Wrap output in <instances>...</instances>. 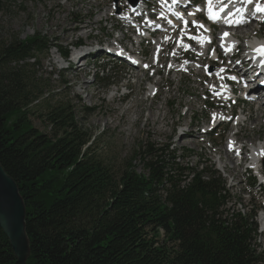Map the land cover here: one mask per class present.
<instances>
[{"label":"trees","instance_id":"16d2710c","mask_svg":"<svg viewBox=\"0 0 264 264\" xmlns=\"http://www.w3.org/2000/svg\"><path fill=\"white\" fill-rule=\"evenodd\" d=\"M52 47L69 54L39 33L0 37V163L25 204V264H264L255 214L222 212L229 197L215 171L182 167L169 146L147 144L142 172L129 164L115 177L70 102L46 100L53 89L40 102L50 133L33 126L46 83L28 67ZM0 264H20L1 229Z\"/></svg>","mask_w":264,"mask_h":264},{"label":"rangeland","instance_id":"374dc122","mask_svg":"<svg viewBox=\"0 0 264 264\" xmlns=\"http://www.w3.org/2000/svg\"><path fill=\"white\" fill-rule=\"evenodd\" d=\"M114 4L117 6L119 2L0 0V37L8 38L18 34L20 38H25L39 33L53 44L62 47L70 46L79 39L86 43L107 41L105 37L111 35V27L116 25L114 19L108 20L115 7ZM249 33H256L257 37L264 38V25L260 32L257 33V29L252 28ZM117 35L119 34L112 33L113 38ZM246 35L241 37L246 39ZM73 53L70 47V57ZM167 61L166 58L163 59L164 67ZM66 62L68 61L59 55L57 47H52L46 54L39 56L36 65L28 67L35 79L46 83L42 99H39V103L31 104L30 120L35 128L42 133H50L49 123L44 116L46 103L40 102L44 101L43 98L48 93L47 89H53L58 95H48L46 100L50 104H54L59 99L70 102L80 128L93 140L90 151L111 170L115 177L120 176L129 164L134 165L136 171L142 172V161L138 154L147 144L152 145L154 149H165L169 146L175 151L173 152L175 155L180 156L182 167L195 171H215L229 197L222 212L234 210L248 214L252 211L256 214L255 221L259 230L253 244L258 251L264 250L262 227L264 211H261L264 195L255 194L258 190L256 187L250 188L244 166L238 167V172H229L222 170L217 162L219 153L217 154L216 150H223L232 130L229 126L222 125L215 135L207 136L200 131L204 120L211 117L207 112L209 105H216L209 99L207 101L209 104L204 103L208 95L204 92L200 81L206 74L205 68L194 69L181 75L173 72L166 74L164 70L161 76L150 78L148 73H140L139 70L126 68L105 58L104 60L88 58L80 61L78 66L64 68L68 66ZM195 63H203L208 69L212 67L213 70L217 67L209 60L203 61L198 58L195 59ZM100 71H103L99 73V78L102 79L96 83L93 76ZM148 80L157 82L155 85L157 93L154 97L145 99L150 94L151 88ZM62 81L66 82V88L59 87ZM105 81L109 82V86L101 85ZM118 82L121 89L115 94L114 90ZM125 84L128 85L127 88L124 87ZM126 91L129 93L127 96ZM258 107L260 105L250 107L238 103L234 113L238 114L241 109H245L246 115L251 118L248 121H252L256 115L254 111ZM258 111L262 117L253 125L254 128L246 126L240 129L241 142L248 140L255 143L259 140L264 143V105ZM189 124L196 126L192 130L193 137L189 134L178 136L177 131L173 133L176 125L184 127ZM210 144H214L215 147L208 148ZM135 153L136 158H134ZM245 153L248 154L249 159V153L247 151ZM247 165L249 160L245 167ZM228 168H231L230 164ZM190 174L191 172H188V176Z\"/></svg>","mask_w":264,"mask_h":264},{"label":"snow or ice","instance_id":"6c2138e0","mask_svg":"<svg viewBox=\"0 0 264 264\" xmlns=\"http://www.w3.org/2000/svg\"><path fill=\"white\" fill-rule=\"evenodd\" d=\"M177 0H173V3H176ZM217 4L221 5L219 7L218 10H214L213 8V0H208V11H207V19L212 21V22H219L222 20V22L225 25H229V26H236V25H240L246 22L245 17L243 15V9L241 8H237L234 11H228L226 13V15L221 16V13L225 12V9H227L229 7V4L233 3L234 0H227V2H225V0H216ZM248 3H252V0H247ZM200 9L197 8L194 12H189L188 15L189 16H194L196 14V12H199ZM264 12V4L260 3V0H256L255 3V10L252 13L253 16H255L256 13H261ZM174 15L177 17V19L181 22V24L183 25L182 27L179 28V31L181 33H183L184 35H187L189 37V39H195L197 40L198 43L200 44H204L205 42L207 43H211V38L204 35L203 33L208 32L209 29L205 27L204 24L200 23L199 21L196 20H192L191 22H189L187 19H185V17L181 14L180 11H176L174 12ZM160 16L163 18L164 17V13L161 12ZM151 23V21H150ZM167 23L169 25H172L173 28H176V25L173 24L172 20H167ZM191 23V25L193 27L196 28L197 32L200 33L199 35H193L191 33H189L187 31L189 24ZM157 27H159V25H157ZM200 30H203V32H201ZM231 34L228 32H224L221 34L220 36V47L225 51V52H229L232 51L234 48H236V45L234 42H228L226 43V39L230 36ZM165 40L169 39V37H165ZM177 44L178 46H182L185 50H187L190 45L186 44L183 42L182 38L181 39H177ZM160 50V46H157V51ZM253 51L257 52L259 55H261L262 57H264V44L259 45L258 47L254 48ZM212 53H215V49L212 50ZM122 54V53H121ZM173 55L176 54L175 50H173L172 52ZM199 54V53H198ZM136 61H134L135 63ZM185 63H187V61H185ZM237 64L240 63V61H236ZM260 65L264 66V58H262L259 61ZM144 67H148V65H144ZM205 71L207 72V65L204 66ZM225 69L223 67H221L216 75L219 79L223 80V76L220 75V73H224ZM228 79L233 80V81H238V79L242 80V77H237V76H229ZM262 83H264V81H262ZM215 87L214 85L210 86V90ZM227 88V85H221L220 87V91H225ZM217 95H219V92L216 93ZM213 119L215 120V114L213 115ZM230 119V118H229ZM233 143L232 141H229V150H232L233 148ZM238 154V153H237ZM262 155H264V153H262Z\"/></svg>","mask_w":264,"mask_h":264},{"label":"water","instance_id":"95a60500","mask_svg":"<svg viewBox=\"0 0 264 264\" xmlns=\"http://www.w3.org/2000/svg\"><path fill=\"white\" fill-rule=\"evenodd\" d=\"M135 5L137 0H129ZM0 229L8 239L12 252L20 264H25L29 255V240L26 233V209L19 188L0 163Z\"/></svg>","mask_w":264,"mask_h":264},{"label":"bare ground","instance_id":"6f19581e","mask_svg":"<svg viewBox=\"0 0 264 264\" xmlns=\"http://www.w3.org/2000/svg\"><path fill=\"white\" fill-rule=\"evenodd\" d=\"M239 31L241 34H245V33H249L251 31V27L247 26L245 28V31L242 30V29H239V30H236V32ZM238 32V33H239ZM240 35V34H238ZM228 42H232L231 40H228ZM200 44V43H199ZM197 59V58H196ZM206 59H204L203 61H205ZM80 63V61H79ZM204 63V62H203ZM78 66V65H77ZM79 68V67H78ZM236 69V66L233 67V70ZM251 69V68H250ZM217 69L216 71H212L210 73H208V76L206 79H209V80H219V78L217 77L216 73H217ZM249 71V69L247 70ZM194 76V75H193ZM157 84V82H155V85ZM156 88V87H155ZM157 89V88H156ZM153 90V88L151 87L150 88V93L151 91ZM217 92H220V90L215 87L213 90H211V94L213 93H217ZM150 95V94H149ZM149 95L145 98H149ZM156 95V94H155ZM262 95V93H261ZM264 96V94H263ZM220 106H222V104H220ZM262 105H260V107H258L254 112L256 113V115H254V117L252 118L253 120L252 121H248L250 120V116L248 117L245 113V110H240V113L237 115V120L236 122L238 123V127H237V130L239 131V134H233L231 136L230 139L232 140H227V143L223 146V150L222 149H217L216 150V153L218 154L219 153V157H218V160L217 162L219 163L220 165V168L222 170H227L229 172H238V167L244 165V164H247V160L250 159V162H249V166L252 165L253 163H255L257 161V159L259 158L260 154H262V151H264V146L262 145L261 142H259V145H257V147L255 149H250V154H249V159H248V154H246L245 152L247 150H244V148H240V151H241V163L238 162V157L236 155H234L232 153V151H230L226 146L228 145L229 146V141H233V139H239L240 138V132L241 130L240 129H243L245 128L246 126H249L251 129L254 128L253 125L254 124H257V122L259 121V118L262 117L259 113V109L261 108ZM189 110V108H188ZM240 127V128H239ZM193 132L189 133V136L191 135V137H193L194 135H192ZM186 134V132L184 133ZM246 143L249 142L248 140L245 141ZM209 148V147H208ZM237 149V148H236ZM248 152V151H247ZM246 154V155H245ZM225 158V160L223 159ZM263 157H261L262 159ZM261 161V160H260ZM260 161H257L258 163H260ZM231 165V168L229 169L228 168V165ZM264 220V218H263Z\"/></svg>","mask_w":264,"mask_h":264}]
</instances>
